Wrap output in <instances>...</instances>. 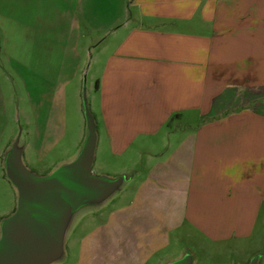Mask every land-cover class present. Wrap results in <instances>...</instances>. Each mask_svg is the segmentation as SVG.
I'll list each match as a JSON object with an SVG mask.
<instances>
[{
    "label": "crops",
    "instance_id": "0c3cea01",
    "mask_svg": "<svg viewBox=\"0 0 264 264\" xmlns=\"http://www.w3.org/2000/svg\"><path fill=\"white\" fill-rule=\"evenodd\" d=\"M65 41L94 53V164L130 175L76 218L68 264H163L185 227L255 239L264 262V0H0V178L18 110L8 64L24 83Z\"/></svg>",
    "mask_w": 264,
    "mask_h": 264
},
{
    "label": "rangeland",
    "instance_id": "374dc122",
    "mask_svg": "<svg viewBox=\"0 0 264 264\" xmlns=\"http://www.w3.org/2000/svg\"><path fill=\"white\" fill-rule=\"evenodd\" d=\"M14 1L15 0H10ZM13 3V2H12ZM10 19L15 20V7L11 6ZM10 34L15 32V22L12 19L6 24ZM15 39V38H14ZM15 42V40H13ZM55 56H46L41 49L39 56L32 60V67L36 71L25 69L23 73L24 83L17 80L12 71V63L9 62L8 71L15 81V103L18 101V110L13 115L11 130L8 140H13L17 134L18 125L21 128L20 144L24 146L23 163L30 171L37 175H46L57 166L70 161L77 154L85 136V118L82 110V85L83 73L87 70L85 87L88 105L91 113L96 115L95 100L93 103V88L90 77V66L94 57L91 51L82 52L80 56L70 54L69 42L57 43ZM80 51V50H79ZM81 52V51H80ZM79 52V53H80ZM32 59V56H30ZM28 58V59H30ZM49 58L51 71L43 68ZM83 60L82 69L79 61ZM27 60V58H26ZM26 63H29L26 61ZM27 67V66H26ZM31 66H28L29 68ZM80 67V68H81ZM50 81V87L46 86ZM18 97V99H17ZM48 106H51L49 127L45 137H38L37 127L45 115L48 114ZM38 115H40L39 120ZM16 117V118H15ZM18 120V125H17ZM118 161V165H119ZM95 163L92 172L96 175L116 177L119 166H104ZM120 168V167H119ZM106 172V173H105ZM0 178V221L9 216L14 208L16 193L11 184L5 179L3 172ZM127 183L122 191L127 190ZM118 194V193H117ZM116 194V195H117ZM208 215L202 220H207ZM177 241L172 244L162 255L164 262L178 258L184 251L190 252L194 259L193 264H245L251 257V253L257 250L256 241L252 239L244 243L210 241L205 235L196 229L185 227L179 232ZM67 235L65 243L68 251L71 249L73 236ZM256 242V243H255ZM160 256V253H159ZM161 257L154 259L152 264H160ZM69 258H65L56 264H68ZM264 262L262 261V263Z\"/></svg>",
    "mask_w": 264,
    "mask_h": 264
},
{
    "label": "water",
    "instance_id": "95a60500",
    "mask_svg": "<svg viewBox=\"0 0 264 264\" xmlns=\"http://www.w3.org/2000/svg\"><path fill=\"white\" fill-rule=\"evenodd\" d=\"M87 70L83 73L82 110L85 136L73 159L46 175H37L23 163L21 128L3 154L6 180L16 193L13 212L0 221V264H56L65 256L67 235L83 212L101 207L122 190L129 174L96 175L97 131L86 96ZM254 255L248 264H258ZM190 252L163 264H193Z\"/></svg>",
    "mask_w": 264,
    "mask_h": 264
}]
</instances>
